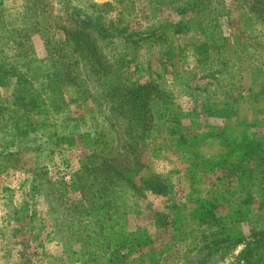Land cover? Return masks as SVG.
Here are the masks:
<instances>
[{
  "label": "rangeland",
  "instance_id": "374dc122",
  "mask_svg": "<svg viewBox=\"0 0 264 264\" xmlns=\"http://www.w3.org/2000/svg\"><path fill=\"white\" fill-rule=\"evenodd\" d=\"M39 1L43 15L36 7L26 14L31 0H0V264H253L260 249L252 233L264 228L259 192L247 190L252 211L234 225L198 219L194 206L203 200L229 193L240 200V174L223 179L201 168L188 175L177 130L185 114L196 122L193 114L207 107L216 117L194 123L207 135L197 140L203 159L221 153V144L237 146V133L264 142V21L246 1L211 0L220 34L209 43L189 14L173 11L186 0ZM150 4L161 9L156 18ZM69 14L98 18L107 29L100 54L120 82L94 74L73 45L64 46L59 26ZM40 20L49 24L44 35L30 28ZM148 27L161 28L164 40L154 35L153 43ZM114 29L136 43L108 46L120 41ZM68 60L75 84L57 87V70ZM109 81L118 84L114 93ZM146 84L155 88L150 106L157 113L142 141L121 106L127 96L117 91ZM208 124L213 128L203 131ZM102 158L130 162L123 179H97V166L106 170ZM231 206L242 209L237 201ZM232 209L221 204L214 212Z\"/></svg>",
  "mask_w": 264,
  "mask_h": 264
},
{
  "label": "trees",
  "instance_id": "16d2710c",
  "mask_svg": "<svg viewBox=\"0 0 264 264\" xmlns=\"http://www.w3.org/2000/svg\"><path fill=\"white\" fill-rule=\"evenodd\" d=\"M148 1V0H147ZM186 2L183 5H175L174 10L180 16H184L186 14H189V21L192 23L193 26L198 28L199 32L202 33L204 37V41H209L211 43L213 40H215L216 36L220 34V28L218 23V17H213L210 13V11H213V5L211 0H186ZM239 1V0H237ZM243 2H247V8H249L250 12L255 17V20L262 22L264 21V0H240ZM34 5H33V4ZM153 3V2H151ZM214 4V3H213ZM151 5V4H150ZM34 7L37 8V11L39 12V15H43V6L40 5L39 0H31L30 2H26L25 5V11L26 14L30 13L33 14ZM150 13L152 15H156L157 17L158 13H160V7H157L156 4L151 5L150 7ZM37 15V16H39ZM69 19L67 22L60 24V29L65 35V45L64 46H74V50L80 54L83 55V58L87 61L89 68L91 72L94 74H106L110 78H114L116 80V83L120 82V75L118 74L117 69H113L108 62H106L103 57L100 54L101 46H103V41L105 38L108 37V31L107 29L100 24L98 18L93 19L92 17H84V20H77L73 19V14H69ZM256 17L261 18L258 19ZM43 17H41L42 19ZM48 20V19H47ZM246 22H248L246 20ZM255 22V21H254ZM49 24H47L46 21L40 20L37 21V24L35 22H32L30 24V28H32L34 31L39 32V34L44 35L47 31V27ZM164 26H166L164 24ZM214 29V31H213ZM145 34H147L149 37H151L154 41L153 43L158 42L159 37L154 35H159L160 42L164 40V32L161 31V28L151 29L147 28L144 30ZM165 31V29L163 30ZM114 37L113 38H120L119 42H114L112 39L111 42H108V46L112 43H116L117 46L121 45L122 43H127V41H130L131 45H134L136 43V40L131 39V35L126 34L123 36L124 30H116L114 29ZM137 33V32H136ZM203 41V42H204ZM137 45V44H136ZM124 47V46H123ZM212 50H216L215 53H218L217 56L220 55V49L215 47ZM57 52L60 54V57L65 58L66 57V51H64L63 48H58ZM125 58V55H122V57H119V60H124L122 66L127 65L129 63ZM221 62V60L219 61ZM218 62V63H219ZM28 62L25 63L27 66ZM67 65H63L61 72L59 73L57 70V75L55 77V85L58 86H67V83L72 82V84H75V79L73 77V69L71 67L74 65L73 62H69V60L66 62ZM127 77V76H126ZM128 78V77H127ZM112 83V85H115L113 88V93L117 89V85L114 81H109ZM123 82V81H122ZM50 83V82H49ZM52 88L53 84H49ZM149 85H143L136 88H127L126 86H123L121 90L126 89L123 91V94H119L121 91H117L118 95L121 96H127V100H123V103L121 104L122 107L126 106L128 108L129 113L131 114V118L136 123V127L142 129V136H140L141 140L144 141L146 136L145 134L151 135V130L149 123L150 120H152L153 116L157 113V107L150 106L152 104L151 100V91L155 88L150 89V87H147ZM119 89V88H118ZM127 89L131 90V92L128 93ZM154 109V110H152ZM209 114V115H207ZM216 112L212 110L211 108H207L205 110L200 109L199 112H195L193 115L198 116V120L190 121V113L185 114L184 121H182L181 128L177 130V138H178V148L179 146L183 145V154L186 155V158L184 160L185 169L188 172V175L194 176L199 169H204L211 171L213 173L220 171L222 175H224V178H228V175L234 174L232 176L236 179L237 175L240 174L238 177V181L241 182L240 185V200H233L231 193L224 194L223 196H220L219 198H214L213 200H203L198 206H194V212L199 214L198 219L200 216V219L202 218H210L211 223L215 224L217 226L224 227L225 223L234 225L238 221L245 220V217L250 214V204L253 202V197L247 192V190H250L251 188H255L259 192L260 201L259 204H264V142H261L260 140H256V137H254V134L248 133V134H240L237 133L234 138L232 139V142H234L237 146H230L227 144H221L223 150L221 153L212 154L208 157H204L203 154L200 152V146L199 142L197 140L201 139L203 136H207L204 134V132H198L195 131V125L194 123L200 122V117L202 115L209 116L211 118L216 117L214 116ZM171 121V120H170ZM187 122V123H186ZM185 126H184V125ZM200 124V123H199ZM209 127H212L211 125L201 126L203 131H207ZM177 128V126H175ZM176 130V129H175ZM217 130V129H216ZM148 132V133H147ZM230 131H226L224 134H229ZM209 136H214V132H209ZM147 137V136H146ZM149 137V136H148ZM139 138V137H138ZM226 139L223 140L224 143H226ZM130 154H133V158H136L140 155V152L132 151ZM138 158V157H137ZM234 158L232 161L231 159ZM102 163L105 165L106 170H104L102 167H99V171L101 173L100 176L97 179H100L103 182H107L108 179H112L114 177H118L120 179H123L124 172L122 169H127L130 162L125 161H119L117 162L114 159H106L102 158ZM231 164V167L229 163ZM254 163V166H253ZM206 166V167H204ZM93 174H95L98 170L96 166H92ZM240 172V173H239ZM160 176H157L155 178H158ZM95 178V180H97ZM159 182H161V179L158 178L157 181H155L153 184L159 185ZM163 182V181H162ZM164 183V182H163ZM144 184V183H143ZM162 184V183H161ZM165 186V184H164ZM166 187V186H165ZM164 187V189H166ZM160 194V193H159ZM239 198V196H238ZM237 201L238 205L243 206L242 209L239 210V208H235L234 206H231L232 202ZM216 204V205H213ZM226 205L228 207L233 208L231 212L228 214H225V216H218L216 212H214V209L219 207V205ZM236 204V203H235ZM236 206V205H235ZM212 207V210L210 209ZM249 209V210H247ZM194 213V216H195ZM245 216V217H244ZM240 218V220H238ZM246 222H249L247 220ZM215 226V227H217ZM252 246L256 249H260L259 252V258L257 260H254L253 264H264V228H258L255 230L254 233H252ZM248 251V250H247Z\"/></svg>",
  "mask_w": 264,
  "mask_h": 264
}]
</instances>
